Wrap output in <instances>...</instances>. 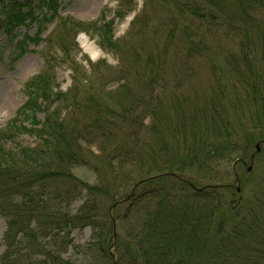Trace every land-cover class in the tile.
<instances>
[{"label":"trees","instance_id":"obj_1","mask_svg":"<svg viewBox=\"0 0 264 264\" xmlns=\"http://www.w3.org/2000/svg\"><path fill=\"white\" fill-rule=\"evenodd\" d=\"M59 1L0 0V31L8 37L21 27L38 25L36 35L25 34L18 41L19 57L26 54V42L40 41L46 22L59 18ZM170 1L162 0V6L175 8L169 12L166 41L156 40L152 49L144 44L143 54L135 57L138 68L132 73L121 70L131 84L125 81L104 91L96 83L99 76L91 79L89 73L95 70L89 72L70 57L76 44L66 39L56 52L61 56L47 57L43 69L24 83V102L0 127L6 260L22 233L32 250L38 246L46 264H72L45 247L64 244L55 233L94 229L103 219L102 231L94 229L85 248L89 260L83 264H264V176L258 175L249 198L230 185L205 186L186 176L202 178L208 165L218 167L227 160L241 146L234 137L240 126L264 127V0H205L203 5ZM176 9L183 18L186 10L199 19L201 29L190 28ZM124 14L118 11L108 20L103 11L89 22L60 18V26L66 34L94 35L101 49L115 52L120 49L115 19ZM220 29L224 37L239 36L236 52L222 49V55L216 46H207L202 34ZM177 32L175 49L187 53V71L200 70L202 58H218L210 66L226 91L227 106L216 96L204 101L195 87L192 97L204 104L192 111L187 101L161 100L164 54ZM190 60L195 62L192 67ZM65 63L71 69L66 91L57 75V67ZM239 87L246 91L243 98H235ZM243 107L251 113L245 121L250 126L242 123ZM166 131L181 146H171L174 152L167 148ZM246 136L255 140L252 134ZM26 137L32 144H25ZM75 169L95 174L93 185L77 177ZM78 197L82 205L72 215L63 206ZM101 201H109L113 216L102 212ZM45 238L53 241L40 242Z\"/></svg>","mask_w":264,"mask_h":264},{"label":"rangeland","instance_id":"obj_2","mask_svg":"<svg viewBox=\"0 0 264 264\" xmlns=\"http://www.w3.org/2000/svg\"><path fill=\"white\" fill-rule=\"evenodd\" d=\"M195 1L203 5L205 0ZM171 2L172 0L169 3ZM59 3V18L51 22L48 21V23L46 22L40 30V41L38 43L26 42L24 44L26 54L20 57L18 55V41L21 40L25 34L30 36L36 35L39 30L38 25L34 24L19 28L14 32L13 38L8 37L3 31H0V127L4 126L5 123L13 117L17 109L24 102V83L43 69L47 57L54 55L57 57L61 56L56 52L61 45L62 39H66L70 43L74 41L76 45L72 47L70 57L83 65L89 72L93 68L95 73H93V71L89 73L91 74V79L99 76L100 79L96 83H98L100 87H103L104 91L108 92L117 89L118 86L124 84L125 81L129 84L132 83V80L126 78L125 73H121V70L123 69L132 73V71L138 68V65L135 64V57L138 54H143L141 48L144 44H146L149 49H152L155 47L153 45H155L156 40H161L162 42L166 41L169 30V26H166L168 25L166 23L169 22L170 19L169 12L175 10L174 4H172L171 7L169 6V8L165 5L162 6V0H60ZM200 10L204 11V9ZM103 11L107 14L108 20L113 19L118 11L125 13L122 19H115L114 38L120 45V49L115 52L101 49L94 35L91 36L86 32H72L66 34V31L60 26V18H72L77 21L89 22L98 20ZM177 13H179L178 10ZM183 14H185L184 18L180 13L178 16L183 19L185 23L188 22L190 28L201 29V27H199L201 24L199 19H195L190 13H186V10ZM186 19L188 21H186ZM204 24L205 23L202 24L203 29L206 27ZM222 29L217 32L213 31L211 33L202 34L203 38L207 41V46H212V48L216 46L218 48V54L222 55H225L227 50L236 52L239 47V36L233 34L224 37ZM178 34V32L175 34V41H172L173 45H171L170 50L165 51L164 54L165 63L162 70L163 82L160 84L161 100L164 103L175 102V100L176 103L187 101L189 106L188 112L192 111L196 106L204 104L201 100L198 101L192 97V88L195 87L202 92L204 101H206L207 98L216 96L219 97L220 100L222 98V105L224 107L225 104L227 106L229 99L226 97V91L221 83L217 84L215 81L216 74L214 73V69L210 66L211 60H218V58L212 59L211 57L208 60L202 58L200 70H193V67L187 71L188 65L186 62L189 59L187 53H179L175 49L178 43ZM222 49H226V51L221 53L220 50ZM223 59H225V57H221L219 60ZM190 62L192 67L195 62L192 60H190ZM193 72L196 74H193ZM57 75L62 90L66 91L71 85V69L67 63L57 67ZM245 95V89L240 87L237 88V97L235 98H243ZM223 106L221 107L222 109H224ZM252 109L251 106V111ZM243 110L244 107L241 111ZM237 114L239 113L237 112ZM233 115L234 114L231 113L232 119ZM250 115L251 113L245 108L242 117L240 116L242 118V123L247 124L245 121L249 120ZM149 122L150 120L147 119L146 123L149 124ZM246 128L240 126L239 130H236L237 135L234 137L235 140L240 142L241 146L231 153L227 160H223L220 166H213L212 168L208 165L207 170L203 172L202 178H199L194 173H192L193 175L191 176H186L191 178L192 176L196 177L201 185L205 186L230 185L233 190L239 188L241 195L249 198L252 192L251 189L256 179H258V175L264 176V135L260 138L261 135L264 134V127L260 129ZM168 134L169 133L166 131V140H164L167 148L169 147L170 151L174 152L171 146L176 148H180L181 146L174 135L170 136L168 139ZM248 134L255 136V140L248 139L249 137L246 136ZM25 142V144H32L33 140L26 137ZM246 144L248 146L244 149ZM258 145L259 154L255 155V158L251 160L252 155L257 151ZM91 148L94 151L97 150L95 147ZM237 160H242L244 163L237 164ZM72 172L77 177L84 179L88 184L93 185L95 182L96 176L89 170L84 171L75 169ZM243 179L245 182L242 181ZM82 200V197H78L77 199L66 202L63 207H66L65 210L74 215L81 207ZM101 203L102 212L106 211L108 216H110V214L113 216L114 211L111 210L109 201H101ZM103 221L104 220L101 219L95 226L94 229L96 232H98V230L102 231L100 228ZM6 229L5 221L0 219V264H46L38 246L35 245L33 249L36 250H32L22 233L16 238L17 243L13 255L9 260H6L3 256L6 248L4 241ZM94 229L93 227H86L83 229L73 227L63 232L55 233L56 235L58 234L57 242H61L62 240L64 242L63 245L59 244L55 246L53 242L50 247L47 243L53 240H49V238L40 239V242L46 243L48 247L45 248L53 251L54 254H61L60 256L64 260L70 261L72 264H83L85 261L89 260L85 248L94 238ZM99 264L103 263L99 262Z\"/></svg>","mask_w":264,"mask_h":264},{"label":"water","instance_id":"obj_3","mask_svg":"<svg viewBox=\"0 0 264 264\" xmlns=\"http://www.w3.org/2000/svg\"><path fill=\"white\" fill-rule=\"evenodd\" d=\"M257 152H259V145L257 146ZM238 191H240V189L238 188ZM114 240H115V228H114ZM114 245V242H113Z\"/></svg>","mask_w":264,"mask_h":264}]
</instances>
